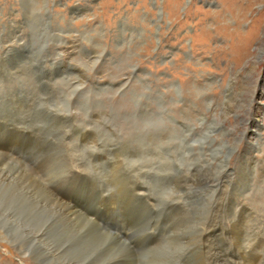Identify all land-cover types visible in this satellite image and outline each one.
I'll list each match as a JSON object with an SVG mask.
<instances>
[{"label":"rangeland","instance_id":"1","mask_svg":"<svg viewBox=\"0 0 264 264\" xmlns=\"http://www.w3.org/2000/svg\"><path fill=\"white\" fill-rule=\"evenodd\" d=\"M45 6L52 17L41 15ZM0 73V123L47 137L69 131L51 153L66 151L70 166L109 189L103 195L140 184L162 203H193L189 212L160 208L152 246L120 207L109 213L101 196L68 191L107 230L130 234L138 253L152 246L136 264H195L193 239L214 194L251 156L264 170V0H0ZM68 73L84 86L62 80ZM48 155L0 164V264H120L122 246L82 233L53 208ZM263 170L253 182L260 189L242 199L255 246L264 245ZM42 231L36 243L47 254L33 248Z\"/></svg>","mask_w":264,"mask_h":264},{"label":"bare ground","instance_id":"2","mask_svg":"<svg viewBox=\"0 0 264 264\" xmlns=\"http://www.w3.org/2000/svg\"><path fill=\"white\" fill-rule=\"evenodd\" d=\"M40 12H41L42 16H47V17L53 16L50 8L46 7V6H45L44 11L40 10ZM62 19H64V18H62ZM58 26L59 25H57V28L62 29V27H58ZM55 30H53V31H55ZM4 52L6 53L7 51H4ZM3 70H5V69L3 68ZM67 76H68L67 79H62V80H64L68 84H71V87L72 86L73 87L74 86H80L81 87V86H84V84L86 83V81H84L81 78L77 79V81L71 80L70 79L71 74H69V73L67 74ZM55 78H56V76H52L50 80H55ZM84 78H86V77L84 76ZM76 83H77V85H76ZM70 116H71L70 113H67V114H64L62 116V118H69ZM52 127H54V126L52 125ZM27 129H28L27 127L24 128L22 126H19L18 124H12V123H8V122L0 123V164L4 165L6 162L8 163L9 161L10 162H17V164H18L19 162L21 163V162L28 160L29 157L38 156V155L40 156V154H44V153L48 152V154L50 155V159L48 162H50V166H51V167L49 166L50 170H48V175H49L48 176L49 177L48 178L49 179L48 190L50 193L51 201L54 204L53 208L56 207L58 214L60 216H62V218H64L66 221L68 220V222L78 223L77 224L78 229L82 233L87 234L88 236H100L101 234L106 235L115 244L122 246L124 248L125 252L123 255H121L120 258L116 259L119 261L120 264H136L135 262H136L137 254H140L142 252L150 254V252L153 249L152 246H154V244L156 242V237H154L155 236L154 230L156 229V222L153 223L154 222L153 219H154V215L157 212H159L161 207L166 208L167 210H172L173 213L176 211V213H177L179 210H181V211L185 210V212H189L190 210H192V208L194 206L193 203L189 204L182 198H181L182 200H179V198L175 200L174 199L175 197H173L172 200H170L168 202L163 201V203H162L158 199L152 198L151 197L152 195H151V193H149L147 187L144 185H140V184H133L129 187L121 186V187H118L116 189L114 188L115 191H112L113 192L112 195H110L108 192H106L107 196H106V194L103 195L102 194L103 191H107L109 189H107V188L105 190L99 189L103 185H98V184L91 182L88 179V173H87L88 171L85 168H80V166H75V167L70 166L69 165V156L66 154V151L63 154L60 153V155H59L60 151L57 154L51 153L52 148L55 147V145L60 144L63 146V144L67 143V141L71 139V137L69 139L67 138L70 135L69 131L64 132V135L61 138H57V136L55 137L54 134L51 132L49 134V137H52V141H51L49 139V137L44 135V133L41 132L44 136H42V135L39 136L37 134H31L30 132H27ZM50 131H52L51 127H50ZM25 132H26V134H24ZM84 132L85 131H83V133ZM255 133L258 136L257 137V142H258V141H260V133L257 130H255ZM258 146H259V142H258ZM258 146H257L255 151L258 150V152H259L260 146L259 147ZM60 148H61V146H60ZM261 161H262V159L254 158L251 156L249 158V160H247V162L245 161L246 164L243 168V171H241L242 174H240V177L238 178V176H237V178H238L237 180H233V178H232L228 181V183L226 185V192L223 195H221V193H220V195L214 194L215 196L213 197V199L209 205V208H210L209 221L207 223H202V225L199 228H197V230H198L197 236H195V239H193L194 242L192 244L195 248V250L193 252V255H194L193 258L195 260V264H264V256L257 255V253L260 252L261 250L264 251L263 243L255 246L254 244H251L248 241V239H250L252 236L248 235V230H247L248 226L247 225H248L249 221H248L246 216L249 215L248 212L250 211L251 208L249 209L247 207V205H245L242 202L243 198L251 195V193L253 195V192H254L253 187H255L254 186L255 183H253L254 179L263 170V169H261V171H259V169L261 167V166L259 167V164L261 163ZM59 163H60V165H59ZM225 170H226V168H225ZM227 171L230 172L229 169ZM263 172H264V170H263ZM44 175H46V174H44ZM227 176H228V174H227ZM28 178H29V176H28ZM185 181L186 182L181 185V191L186 193L190 188L189 185H190L191 179L189 177H185ZM46 182H47V180H46ZM225 182H226V180H225ZM117 183H116V185H117ZM129 183H128V185H129ZM122 185H124V184H122ZM211 185H213V184H211ZM103 188H105V187H103ZM176 189H178V188H176ZM203 189H205V188H203ZM256 189L259 190L260 188L257 187ZM84 190L88 191V193L90 195L96 194V196H98V195L101 196L102 202L105 203V205L106 204L107 205L112 204V208H110L111 210L109 213H111V211H114L115 210L114 208L120 207L121 211H123L124 214H126V216L129 218L128 221L130 220V221L135 222L134 230H135V234L140 236V239H139L140 242L144 241L146 239V237H149L152 240V242H151L152 246L150 248H148V250L145 249L146 251H142V252L138 253L135 250V248H133L131 246V244L129 245V243H128V239L133 240L132 237L130 236V234L128 237H125V236L122 237L119 234H117L118 232L116 230L115 231L117 233H113V232H111V230L110 231L107 230L104 227L105 225L102 226L98 219L96 220L95 218L89 217L87 215V213L85 212V211H87L88 206L86 204H84L83 202H80L77 197H74L72 194H70L68 192V191H71L73 193L75 191H78V192L85 194ZM26 192H28V191L26 190ZM215 192H217V190ZM32 193H33V191H32ZM207 193H209V192H207ZM120 194H122V196H119ZM29 196H30V194H29ZM188 197H189V195H188ZM112 199H114V200H112ZM117 202H119V203H117ZM121 202H123V203H121ZM129 202L132 204H136L135 208L137 209V214H135L132 210H130V208L128 207ZM99 212H103V211L100 210ZM182 212H184V211H182ZM163 213L164 212H162V214ZM103 214H105V213H103ZM113 214H114V212H113ZM184 214L188 216L189 213H184ZM106 215H107V213H106ZM248 217L252 218V215L250 214ZM157 219H159V218H157ZM250 221H251V219H250ZM253 222H255V221H253ZM131 223H133V222H131ZM104 224H107V223H104ZM157 224H158V222H157ZM167 228H169V227H167ZM113 230H114V228H113ZM43 232L44 231H42L39 235L32 236L33 242H34L33 248L40 250V253L44 252L47 254L48 250L43 249V247L41 248L36 243V240L38 238L41 239L43 237V234H45ZM131 232H132V230H131ZM173 232H174V230H173ZM257 232L258 231L255 230L252 233L257 234ZM120 233H122V232H120ZM181 236H183V235H181ZM0 237H2L1 233H0ZM190 240L192 241V239H190ZM210 240L212 242H209ZM29 241H30V239H29ZM134 241L135 240H133V242ZM191 241H190V243H191ZM31 242H32V240H31ZM29 244H30V242H29ZM30 246H32V244ZM26 248L17 247V249L19 251H21V253H22V255H24V257L27 255V253L24 252V250H27ZM140 249H141V247H140ZM188 257H189V254L184 253L182 259L188 258ZM38 262H39V264L41 263L40 261H38ZM184 264H189V263L184 262Z\"/></svg>","mask_w":264,"mask_h":264}]
</instances>
